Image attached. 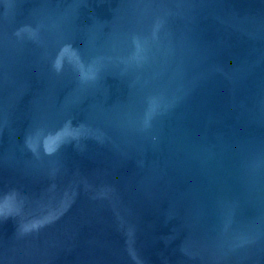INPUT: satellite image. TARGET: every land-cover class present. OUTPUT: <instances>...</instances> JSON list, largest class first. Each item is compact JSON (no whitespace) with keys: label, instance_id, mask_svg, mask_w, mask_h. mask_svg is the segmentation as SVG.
I'll use <instances>...</instances> for the list:
<instances>
[{"label":"water","instance_id":"water-1","mask_svg":"<svg viewBox=\"0 0 264 264\" xmlns=\"http://www.w3.org/2000/svg\"><path fill=\"white\" fill-rule=\"evenodd\" d=\"M0 264H264V0H0Z\"/></svg>","mask_w":264,"mask_h":264}]
</instances>
